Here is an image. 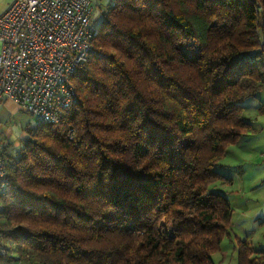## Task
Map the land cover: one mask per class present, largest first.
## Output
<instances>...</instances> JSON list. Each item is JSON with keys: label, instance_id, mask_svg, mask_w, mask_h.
I'll use <instances>...</instances> for the list:
<instances>
[{"label": "trees", "instance_id": "16d2710c", "mask_svg": "<svg viewBox=\"0 0 264 264\" xmlns=\"http://www.w3.org/2000/svg\"><path fill=\"white\" fill-rule=\"evenodd\" d=\"M94 26L59 121L1 150L0 258L8 240L27 264H214L220 161L264 92V0H110ZM237 264L264 249L241 240Z\"/></svg>", "mask_w": 264, "mask_h": 264}, {"label": "built area", "instance_id": "2783aa9c", "mask_svg": "<svg viewBox=\"0 0 264 264\" xmlns=\"http://www.w3.org/2000/svg\"><path fill=\"white\" fill-rule=\"evenodd\" d=\"M92 12V0H10L0 11V103L11 100L37 121L57 123L97 32ZM7 184L0 151V192Z\"/></svg>", "mask_w": 264, "mask_h": 264}, {"label": "rangeland", "instance_id": "374dc122", "mask_svg": "<svg viewBox=\"0 0 264 264\" xmlns=\"http://www.w3.org/2000/svg\"><path fill=\"white\" fill-rule=\"evenodd\" d=\"M251 102L252 100L246 101L244 116L256 120L264 129V112L254 110ZM4 105H0V133H14V126L24 128L22 131L25 132L26 126L32 128L38 122L37 117L27 111L11 110ZM22 134L10 141L13 143L10 146L12 151L19 148ZM224 160L228 166H222L219 173L232 175L235 181L232 185L221 187L217 183L215 189L227 195L234 212L230 234L222 239L219 249L212 254V259L214 264H237V250L241 240H246L252 248L264 249V229L261 228L264 226V130L241 137L226 151ZM3 243L8 246L9 254L12 253L14 259L0 258V264H27L16 259L13 243L8 240Z\"/></svg>", "mask_w": 264, "mask_h": 264}, {"label": "crops", "instance_id": "0c3cea01", "mask_svg": "<svg viewBox=\"0 0 264 264\" xmlns=\"http://www.w3.org/2000/svg\"><path fill=\"white\" fill-rule=\"evenodd\" d=\"M10 0H0V11L5 8V6L7 5V3L9 2ZM110 0H92V4H93V12H92V18L95 20L97 19L99 16H100V11L101 9L108 4ZM247 100H252V108L254 110L258 109L260 112H264V92H260L259 94H257L256 97L252 98V99H247ZM246 100V101H247ZM8 109H11V110H15V109H19V110H22L21 108H19V106H17L13 101L11 100H7L5 103H4ZM1 105V104H0ZM4 105V106H5ZM247 107V103L245 102V108ZM245 110V109H244ZM246 119H248L251 124L253 125V127L255 128V132L254 133H251V134H258L260 133L262 130L260 124L256 121V120H252L251 118H248V117H245ZM28 128V126L25 127V130ZM14 129H15V132H7V133H4V132H1L0 133V151L3 150V149H11L10 146L13 144L11 143L10 141H12L13 139H16V137L20 136L22 133V135H26V131H22L24 128H17L16 126H14ZM251 134H248V135H251ZM248 135H243L245 137H247ZM241 136V137H243ZM22 137V136H21ZM21 137L19 138V141L21 139ZM241 137H239V139L233 143V144H236L240 139ZM233 144H230L228 146V148L226 149V151L229 149V147ZM12 150V149H11ZM226 151H225V156L224 158L220 161V164L223 165V166H228L226 164V160H224L226 158ZM230 177H232L233 181H235V179L233 178L232 175H230ZM234 184V183H233ZM233 192V191H231ZM262 229H264V226L261 227ZM252 247V246H251ZM253 250H256L255 248H253Z\"/></svg>", "mask_w": 264, "mask_h": 264}]
</instances>
